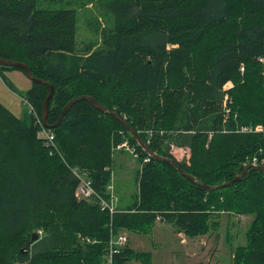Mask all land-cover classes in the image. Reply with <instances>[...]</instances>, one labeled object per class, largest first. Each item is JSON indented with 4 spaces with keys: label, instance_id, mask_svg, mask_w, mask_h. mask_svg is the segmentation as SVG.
<instances>
[{
    "label": "trees",
    "instance_id": "1",
    "mask_svg": "<svg viewBox=\"0 0 264 264\" xmlns=\"http://www.w3.org/2000/svg\"><path fill=\"white\" fill-rule=\"evenodd\" d=\"M46 1L0 0V58L52 84L49 126L70 102L92 97L198 182L155 159L87 99L46 128L51 89L32 82L23 118L0 102V264H105L112 235L123 230L150 234L160 222L197 238L218 228L221 213L252 217L232 264H264V173L247 163L264 160V132L256 130L264 127V0ZM95 3L109 25L99 45L81 50L77 8ZM9 69L25 72L0 66V74ZM123 144L141 164L138 192L112 214L97 197L111 196L114 152ZM75 171L92 182L91 200L77 197ZM242 173L233 185L204 190ZM133 261L152 264V254L126 244L112 255V264Z\"/></svg>",
    "mask_w": 264,
    "mask_h": 264
},
{
    "label": "rangeland",
    "instance_id": "2",
    "mask_svg": "<svg viewBox=\"0 0 264 264\" xmlns=\"http://www.w3.org/2000/svg\"><path fill=\"white\" fill-rule=\"evenodd\" d=\"M67 1L70 0H48L45 3L61 6ZM77 11L79 48L84 50L90 44L99 45L103 28L109 25L101 17L102 7L98 3L81 5ZM31 86L32 81L22 70H4L0 74V102L23 118L30 107L23 102L22 95ZM176 154L180 160L188 159V152L178 151ZM140 168V161L131 148L114 152L111 184L114 186V194L116 193L114 196L120 198L121 205L134 202L138 192L137 176ZM213 221L218 222V228H212L208 234L197 238H189L184 233H178L172 225L160 222L156 223L150 234L123 230L119 235L126 234L125 245L129 244L139 252H150L152 264H231L234 248L246 241L252 217L221 213L216 214ZM105 264H112L111 259L108 258ZM130 264L139 263L133 261Z\"/></svg>",
    "mask_w": 264,
    "mask_h": 264
},
{
    "label": "water",
    "instance_id": "3",
    "mask_svg": "<svg viewBox=\"0 0 264 264\" xmlns=\"http://www.w3.org/2000/svg\"><path fill=\"white\" fill-rule=\"evenodd\" d=\"M0 66L21 68V69H23L25 71L27 77L32 82H34V83H43V84H46V85H48L50 87L51 92H50V95L48 96V98H47V100H46V102L44 104V112H43V123H44V125H45L46 128L54 129V128L58 127L62 123L64 117L66 116L68 110L72 107V105H74L79 100L87 99V100L91 101L93 103V105L97 109H99V110H101V111H103L105 113H110V114L114 115L116 118L120 119L129 128V130L132 132V134L138 139L139 143L143 146V148L151 156H153L155 159H157L159 161H167V162L173 164L184 177L188 178L189 180H191L193 182H198L197 178H195L194 176L189 175L188 173H186L174 160L169 159L167 157H163V156H161V155L153 152L147 145H145L140 140L138 134L135 133V131L133 129H131V127L128 125V123L124 119H122L116 113L110 112L108 110V108L102 106L97 100H95L92 97H81V98H77V99L73 100L72 102H70V104H68V106L65 108V110H64V112H63V114L61 116V119H60L59 123L56 124L55 126H49V124H48L49 106H50V101H51L52 96H53V93H54V88H53L52 84L46 82L45 80H40V79L35 78L34 75H33V73H32V71H31V69H30V67L27 64H25V63L16 62V61L9 60V59H6V58H0ZM250 167L252 169H254V170H259V171H261V172L264 173V166L251 165ZM250 167L249 166H246L245 172L248 171ZM243 175H244V173H242L240 176L236 177L234 180H232V181H230L228 183L222 184V185H217V186H208V185H206V186H204V190H206V191H215V190L223 189L225 187H228L230 185L235 184L237 181L242 180ZM38 239H39V234L35 233L34 236H33V238H32V241H37ZM30 245H31V242H28L27 245H26V247H25V251L26 252L28 251Z\"/></svg>",
    "mask_w": 264,
    "mask_h": 264
},
{
    "label": "built area",
    "instance_id": "4",
    "mask_svg": "<svg viewBox=\"0 0 264 264\" xmlns=\"http://www.w3.org/2000/svg\"><path fill=\"white\" fill-rule=\"evenodd\" d=\"M28 106L30 107V110H31V105H28ZM256 130L264 132V127L258 126ZM42 134H43V137L47 140L48 145L54 144L55 137L52 132L44 128V131H42ZM148 160L149 159H147L146 161ZM247 163L251 165H263L264 160L260 161L259 158L254 157L253 159H248ZM75 174L79 179H82L84 174L86 175V179L83 180L82 183H80L77 189V192H76L77 197H79L80 199H86V200H91L92 198H94V195L96 194V192L93 189L92 182L87 178V174L81 171H75ZM110 190H111V187H110ZM97 198L99 199V202L104 210L106 209L108 210V212L110 211L112 213H114L117 210V204H116L117 201H116L115 196L112 193H111L110 198H104L102 196H98ZM126 242H127L126 234L112 235L110 248H109V256H108V258H110L111 261H112V255L114 253H117L119 249L125 245Z\"/></svg>",
    "mask_w": 264,
    "mask_h": 264
},
{
    "label": "crops",
    "instance_id": "5",
    "mask_svg": "<svg viewBox=\"0 0 264 264\" xmlns=\"http://www.w3.org/2000/svg\"><path fill=\"white\" fill-rule=\"evenodd\" d=\"M126 149H128V147H122V148H119L117 151H122L123 152V150H126ZM132 150V149H131ZM133 151V150H132ZM178 151H185L186 153L188 152V150L187 149H184V148H178V147H175L174 149H173V153H174V155L176 156V157H178L177 156V152ZM183 154V153H182ZM180 160V159H179ZM141 169V168H140ZM111 193L113 194V195H115L114 194V191H113V188H114V186H112V184H111ZM136 195H137V193H136ZM135 195V196H136ZM116 197V196H115ZM116 201H117V207H128V206H130L131 204H126V205H121L120 203H121V200H120V198L117 196L116 197ZM245 217H247V216H245ZM246 242V241H245ZM245 244V243H244ZM243 244V245H244ZM239 246H241V245H239ZM238 247V246H237ZM237 247H235L234 248V250L237 248ZM133 248V247H132ZM234 250H233V254H232V262H233V256H234ZM232 264V263H231Z\"/></svg>",
    "mask_w": 264,
    "mask_h": 264
},
{
    "label": "bare ground",
    "instance_id": "6",
    "mask_svg": "<svg viewBox=\"0 0 264 264\" xmlns=\"http://www.w3.org/2000/svg\"><path fill=\"white\" fill-rule=\"evenodd\" d=\"M40 124H43V123L40 122ZM43 125H44V124H43ZM44 126H45V125H44ZM41 136H43L42 133H41ZM120 146H122V147H128L127 144H123V145H120ZM120 146H119V148H122V147H120ZM260 166H262V165H260ZM87 178H88V175H87ZM85 179H86V175L84 174V175H83V178L80 179V183H82L83 180H85ZM88 179H89V178H88ZM111 213H112V212H111ZM114 213H115V212H114ZM114 213H112V214H114Z\"/></svg>",
    "mask_w": 264,
    "mask_h": 264
}]
</instances>
